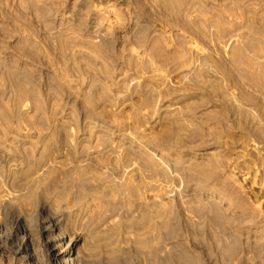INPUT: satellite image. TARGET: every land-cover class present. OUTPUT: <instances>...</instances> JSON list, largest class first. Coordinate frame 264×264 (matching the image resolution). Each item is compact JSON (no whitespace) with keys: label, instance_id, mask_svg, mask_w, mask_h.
<instances>
[{"label":"rangeland","instance_id":"obj_1","mask_svg":"<svg viewBox=\"0 0 264 264\" xmlns=\"http://www.w3.org/2000/svg\"><path fill=\"white\" fill-rule=\"evenodd\" d=\"M28 177L36 257L51 218L76 264H264V0H0L1 198Z\"/></svg>","mask_w":264,"mask_h":264},{"label":"bare ground","instance_id":"obj_2","mask_svg":"<svg viewBox=\"0 0 264 264\" xmlns=\"http://www.w3.org/2000/svg\"><path fill=\"white\" fill-rule=\"evenodd\" d=\"M19 180H15L8 186L9 190L6 192L7 195L5 194V199L1 198L0 192V209L13 210L15 224V233L8 232L3 235L4 233L0 230V242L2 240L18 242L14 246L13 252L6 250L0 252V264H76L77 257L74 256V246L77 240L69 238L70 236L67 237L51 218L46 220L42 228L45 236L46 254L43 257H36L28 251L31 247L27 237L28 220L32 218V215L25 211V207L41 188L45 189V193L50 191L51 188L47 185L50 177H28L24 182ZM152 232L154 233V231Z\"/></svg>","mask_w":264,"mask_h":264}]
</instances>
